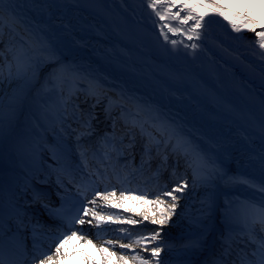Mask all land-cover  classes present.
I'll list each match as a JSON object with an SVG mask.
<instances>
[{
  "label": "bare ground",
  "instance_id": "obj_1",
  "mask_svg": "<svg viewBox=\"0 0 264 264\" xmlns=\"http://www.w3.org/2000/svg\"><path fill=\"white\" fill-rule=\"evenodd\" d=\"M140 1L148 6L149 0ZM161 2L176 5L167 9L169 13L178 12L180 4L197 3L192 0ZM157 8L165 10L160 8L159 3ZM184 14L180 12L181 16ZM0 17L12 21L8 27L13 32L27 36L33 49L30 70L15 87L16 93H13L7 111H16L28 99L29 93L47 91V81L55 77L52 76L56 69L54 67L59 66L58 70L62 73L63 68L67 67V72L61 76L68 94L64 103L68 117L75 110L78 101H90L102 92L106 102L100 109L102 117L99 115L96 122H104V116L111 106L121 108L120 127L126 124L132 113H137L145 124L155 125L166 135L164 145H167V150L163 155L182 157L181 152H187L195 161L196 168L204 167L218 172L220 183L227 182L245 195L255 193L264 200V105H259L253 95L225 78L223 72L189 50L160 43L153 34L136 24L126 22L113 9L107 11L99 0H3ZM174 21L180 24L178 20ZM205 21L204 26L198 30L200 33L217 39L264 72V56H261L264 49L259 48L253 32L245 26L239 32L233 31L231 25L220 16L208 15ZM192 23L189 21L184 26L189 28ZM255 27L257 31L260 30L259 26ZM81 96L85 99H81ZM91 103L93 102H87V105ZM89 115L90 113L86 117ZM35 119L39 120L37 117ZM63 123L67 125V132L73 133L76 125H68L65 120ZM42 125L41 129H49L48 122L44 121ZM75 131L78 134L81 132L79 129ZM96 141L94 138L88 141V145L93 147V144L95 150L90 156L86 155L89 157L86 161L70 164L69 156L68 163L65 162L66 152L58 155L61 150L54 149V146L50 151L41 150L21 131L9 128L0 132V155L2 158L4 155L0 159V258L5 264H21L17 255L25 263L30 260L28 264H39V260L45 256V250H40V246L46 243L49 245L47 253H54L65 223L71 228L66 232L71 234L76 231L82 239L71 237L61 249L66 258L57 260L56 264H124L119 260L121 255L126 258L127 264H140L139 259H132L137 254L148 260V264H169L186 256L183 250L174 249L180 246L181 240L196 234L197 230L183 223V203H177L174 213L163 225L139 215L136 226L140 225L141 229L149 227L159 233L156 240L140 244L122 239L117 243L100 235L109 225H120L119 222L112 221L109 211L118 214L134 212L135 207L145 204L140 197L132 196L125 201L122 197L99 198L90 207L91 211L85 216L87 219L82 225L72 223L78 216L70 220L68 215L72 209L82 205L80 197H76L75 193L62 197L59 207L53 205V196L61 193L53 188L54 182L63 179L70 187L72 184L69 179L88 185L87 195L92 189L103 193L107 185L121 188L128 186H121L122 183H136L135 179L125 177L120 164L114 163V168L107 170L108 158L104 156L107 152L101 144L98 143L97 146ZM137 141L141 142L142 137ZM41 151H45L44 154L40 155ZM15 155L19 161L13 162ZM56 160L61 164L58 168ZM41 162L45 164L42 165ZM64 166L68 168L65 171L68 173V176L65 175L67 180L58 173L63 172ZM180 170H184L187 175L192 173L185 168L183 160L179 161L177 172ZM111 171L116 174V180L122 183H112ZM75 190L74 188L73 191ZM76 191L83 194L81 190ZM33 196L47 203L48 207L53 206L55 212L46 219L42 212L34 214L24 209L27 200L34 198ZM15 197L19 200H15ZM216 203L214 201L211 208H215ZM31 206L29 210L38 208L37 204ZM93 210H97L96 217L91 214ZM262 219V223L256 227L264 232V215ZM13 227L15 232H8ZM17 227L21 230L16 231ZM208 227L214 231L213 223ZM50 230L52 231L48 232ZM85 233H91L92 238L84 237ZM260 233L263 237L261 243L264 245V233ZM28 234L31 242L23 239ZM248 236L253 238L254 234ZM89 240L92 243H88ZM109 241L112 243H108ZM193 241L194 239L191 244ZM244 242L232 244L229 254L213 261L219 251L209 239L205 251L191 256L189 260L192 264H264V260L249 258L248 255L252 256V252L248 254ZM121 244H129L131 247L121 248ZM18 247L22 249L19 250ZM100 247L107 248L108 252L102 255L98 250ZM153 247L161 249L156 258L151 257ZM111 252L116 255L110 256ZM37 257L41 258L34 263ZM190 261L181 260L180 264H189Z\"/></svg>",
  "mask_w": 264,
  "mask_h": 264
},
{
  "label": "rangeland",
  "instance_id": "obj_2",
  "mask_svg": "<svg viewBox=\"0 0 264 264\" xmlns=\"http://www.w3.org/2000/svg\"><path fill=\"white\" fill-rule=\"evenodd\" d=\"M192 1L202 2V0ZM239 5H241L240 2L235 3L236 7ZM11 22L0 17V132L9 128L13 131H21L25 137L34 141V145L41 150L50 151L52 147L50 143H55L54 149L64 150L67 155L69 152V157L74 162L85 160V156L88 154V141L93 138L97 139L96 142L101 144V146L107 147L108 150L116 149L114 160L119 162L123 169L128 168V177L136 181L133 184L134 188L131 190H127V188L117 190L114 186L108 187L107 185L103 193L114 192L115 195L109 198H119L122 197L121 192H123L122 200L124 201L128 198L131 199L132 196L143 197L141 199H143L145 204L139 208L138 206L135 207L134 212L118 214L109 211L108 215L112 221L119 222L120 225H109V228H105L104 232L100 234L101 236L104 235L117 243L121 239L135 243L140 237L150 238L155 232L149 227L141 229L140 225L136 226V223L139 222L138 216H146L151 220H160L161 209L171 202L170 198L163 197L161 193L165 190L171 191L178 183L184 182L186 184L185 190L183 193H177L180 198L176 203L185 205H181L184 207L182 221L189 227L193 226L197 232L181 240L180 246L177 244L179 247H175V249L172 246H168V248H173L176 251L183 250L186 254V256L175 259L169 264H180L181 260L190 261L191 256H196L205 251L207 240L209 239L220 252L214 257L213 261H217L216 259L229 254L231 245L236 244L239 240L248 239L246 243L252 244L251 240L245 236L244 223L245 220L251 219L254 221L257 216L263 215V199L255 193L245 195L227 182L220 183L221 178L218 172L205 169L204 167L196 168L195 161L188 155L184 156L182 160L185 168L188 171H192L191 175H187L184 170L177 172L179 161L181 160L173 154L163 155V152L167 150V145H164L166 138L164 132L155 125L145 124L137 113H132L131 117L126 120V124L120 127L122 123V120H120L121 108L111 106L104 116V122H96V118L99 115L102 117L100 109L106 102V99H104L105 95L102 92L98 93L99 96L97 98L91 99L90 101L93 103L88 105L87 102L89 103L90 101L85 102V98L81 96L84 101H78L75 110L70 114V118H67L65 114L68 111L65 109L64 103L66 102L65 96L68 94L65 92L64 79L61 76V74L67 72V67L63 68V73L58 70L59 66L54 67L56 69L52 72V76L55 77L47 81L48 86L47 91H44L45 93L42 90L33 91L28 94V99L24 100V103L16 111L12 113L7 111L13 93H16L15 87L24 80L30 70L33 57V49L27 40V36L24 37L23 33L21 34L17 31L13 32L8 27ZM236 22L241 23L240 20ZM259 25L260 23L257 22L255 26ZM244 26L247 28L251 27L250 25ZM44 95L46 97H42ZM87 110H90V112ZM88 113L90 115L87 118L86 115ZM36 117L39 119L38 121H36ZM63 120L76 125L75 130L79 129L81 132L79 134L75 130H72L73 133L65 132L64 128L67 125L63 123ZM44 121L49 123L48 130L41 129ZM141 137L142 141H137ZM84 141L86 143H83ZM157 150L161 151L162 154L161 152L158 153ZM43 152L45 151H41L39 154H44ZM16 157L17 155L13 157V162L19 161V158ZM3 158L0 155V159ZM13 162L10 161V163ZM41 164L44 165L45 162H41ZM137 184L140 186L138 187ZM60 190L64 191L62 188ZM95 192L92 189L88 193L84 201L85 207L91 209L90 207H93V203H90V201L94 198L95 200L100 198L96 197ZM158 197L165 200V205H158L155 202ZM15 199L17 200L18 197H15ZM214 201L217 202L216 206L211 208ZM39 203L38 206H40L37 209L29 210L33 202L25 205L26 208L24 209L34 214L42 212V216L47 219V216L54 212L53 208H49L41 202ZM93 211L96 212L97 210ZM84 219L86 221L87 217L84 216ZM130 220H134L136 223H129ZM210 223L214 224V231H211L208 227ZM27 228L28 226H26ZM18 230H21V228L16 231ZM66 230L70 231L71 228L64 226V231ZM8 232H15V228L13 227L12 231L8 230ZM68 233L70 234V232ZM88 233L81 235L91 237L92 234ZM23 239L26 242L32 241L29 234L24 235ZM192 239H194L193 244H191ZM142 242H151V239ZM48 246L46 243L40 246V250L41 248L45 250L43 256L53 254L47 253L49 251ZM250 252L254 253L253 257L258 258L260 261L264 260V249L258 248L255 251L251 249ZM40 258L37 257L34 263ZM26 261L27 263L30 262V260ZM189 264H192V262L190 261Z\"/></svg>",
  "mask_w": 264,
  "mask_h": 264
},
{
  "label": "snow or ice",
  "instance_id": "obj_3",
  "mask_svg": "<svg viewBox=\"0 0 264 264\" xmlns=\"http://www.w3.org/2000/svg\"><path fill=\"white\" fill-rule=\"evenodd\" d=\"M235 3H239L240 0H234ZM159 3L160 8L165 9L164 11H160L157 8V4ZM259 3L264 4V0H259ZM3 4V0H0V5ZM176 5L174 4H165L161 2V0H149L148 7L153 9L155 12V15L159 17L161 21H165L166 19H171V20H178L180 22L181 27L185 24H188L189 21H192L191 27L187 29L188 33V39L192 40L193 37H199V29L204 26L206 23L205 17L208 15H215V16H220L224 20L228 22L229 25H231L232 30L239 32L241 31V28L244 25H250L251 27L248 28L249 31L253 32L255 37H256V43L258 44L260 49H264V13L260 14V30L257 31L255 25L257 24V20L252 19V16L254 15L250 9L253 7V4L250 2L243 13L241 12H231L229 11V7L231 6L229 3L225 2V0H202L200 3H184L179 5V11L176 13H169L167 11L168 8L175 7ZM196 9H207V11H194ZM180 12L185 13L183 16L180 15ZM240 20L241 23H237L236 21ZM162 28H167L169 32L172 33H177L181 31V27H176L172 26L169 23H164L161 25ZM162 35H164L165 40L168 39L167 35L162 32ZM173 44L176 43V41H172ZM191 47L195 48L197 47L196 44H192ZM261 56H264V52L261 53ZM186 184L184 182L178 183L171 191H163L161 195L163 197H168L170 198L171 202L166 205V207L161 209V219L159 221L153 220V223H159L161 225L166 224L168 222L169 217L174 213L176 207H177V200L180 198L177 193H183L185 190ZM96 197H100L101 199H108L109 196H114L115 193H101L99 191H96L95 193ZM121 196H124V193L121 192ZM143 198V197H141ZM95 198L90 201V203H95ZM158 205H165V200L160 199L159 197L155 201ZM90 209L87 207L83 208V214L78 215L77 218H75L72 223L75 224H84L85 219L84 216L88 215ZM92 216L96 217L97 213L95 211H92ZM147 217H145L146 219ZM91 223V221H88ZM129 223H136L134 220H130ZM159 235L158 232H155L151 235V237H140L138 238L135 243L140 244L142 241H147L148 239L151 240H156L157 236ZM71 237H77L78 239H82V237H79L76 231L71 232V236L69 235H64L63 239L59 241L58 244H56L55 247V252L52 255H45L42 259L39 260V264H56V261L59 259H64L66 256L62 255L61 249L63 246L71 239ZM88 243H92V241H88ZM108 243H112L109 241ZM121 248H130L131 245L129 244H121ZM146 247V245H145ZM101 254L103 255L104 253L108 252L107 248L100 247L98 249ZM161 249L159 247H153L151 249V257L156 258L159 256ZM110 256H115V252L109 253ZM55 257V259H54ZM107 258V257H106ZM133 260H140V264H148V260L144 259L143 257L139 256L137 254L136 256L132 257ZM119 260L121 262H124V264H127L126 258L121 255L119 256ZM0 264H5V261L0 258ZM158 264V262H157Z\"/></svg>",
  "mask_w": 264,
  "mask_h": 264
},
{
  "label": "trees",
  "instance_id": "obj_4",
  "mask_svg": "<svg viewBox=\"0 0 264 264\" xmlns=\"http://www.w3.org/2000/svg\"><path fill=\"white\" fill-rule=\"evenodd\" d=\"M220 2V0H218ZM225 2L229 3L231 6L229 7V11L233 12H241L243 13L246 6L251 2L253 4V7L250 9V11L254 14L252 16V19L257 20L258 23L261 22L260 14L264 13V4L259 3V0H250L247 2V0H240V4L238 7L235 6L234 0H225Z\"/></svg>",
  "mask_w": 264,
  "mask_h": 264
}]
</instances>
